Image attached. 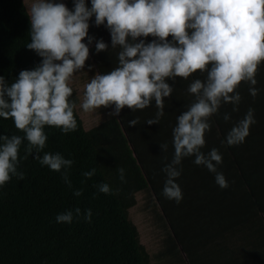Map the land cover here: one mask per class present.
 Returning <instances> with one entry per match:
<instances>
[{
    "label": "clouds",
    "instance_id": "obj_1",
    "mask_svg": "<svg viewBox=\"0 0 264 264\" xmlns=\"http://www.w3.org/2000/svg\"><path fill=\"white\" fill-rule=\"evenodd\" d=\"M27 15L30 42L25 47L42 59L33 69L20 70L11 82L0 75V118H11L23 133H0V187L13 176L24 178L18 171L24 141L26 154L59 172L71 187L69 170L74 161L60 152L43 151L48 138L44 129L54 126L69 133L77 127V105L70 99L69 82L84 69L90 45L97 53L109 49L103 38L89 35L93 17L96 26L104 25L110 33L111 48L119 51L115 67L96 72L84 84L80 108L88 112L110 107L108 115L119 117L125 106L135 112L154 103L157 111L145 123L159 124L165 98L173 92L169 81L188 79L199 70L203 79L193 77L186 89L194 99L177 115L172 129L174 153L162 169L166 177L162 192L169 200H182L176 178L181 175L183 158L190 156L194 164L215 174L219 187L228 186L225 175L217 170L222 154L216 148L207 153L201 149L211 129L210 117L222 104L231 103L233 111L238 110L241 95L235 89L242 81L257 84L256 72L264 62V0H90V6L88 0H72L71 9L64 0H31ZM149 35L152 40L146 39ZM248 91L255 97L259 89L249 87ZM223 119L230 120V113H224ZM127 123L136 126L139 117ZM254 123V109L249 108L222 143H243ZM160 148L167 152L168 144L161 143ZM117 170L123 181L125 169ZM95 171L92 168L82 175L90 178ZM82 191L73 189V195L79 197ZM97 191L107 194L110 186L99 183ZM81 215L90 222L92 209L83 213L79 207L67 209L55 221L71 224Z\"/></svg>",
    "mask_w": 264,
    "mask_h": 264
},
{
    "label": "trees",
    "instance_id": "obj_2",
    "mask_svg": "<svg viewBox=\"0 0 264 264\" xmlns=\"http://www.w3.org/2000/svg\"><path fill=\"white\" fill-rule=\"evenodd\" d=\"M64 2L71 9L72 0ZM88 2L90 6V0ZM27 10L24 0H0V75L9 82L20 70L33 69L42 59L25 47L26 42H30ZM94 19L89 22V35L103 38L109 49L97 53L94 44L90 45L88 61L95 66L94 70L103 73L116 66L119 49L111 48L110 33L104 25L96 26ZM146 39L153 37L149 35ZM263 75L264 62L256 72V85L242 81L235 89L241 95L238 110L233 111L231 103L222 104L219 112L210 117L211 129L205 133L206 143L201 151L219 150L222 163L217 170L225 175L228 186L219 187L214 173L193 163L194 156L185 157L180 166L181 175L176 178L183 197L179 203L163 195L166 177L162 169L174 153L172 129L176 117L194 99L186 90L188 84L193 77L203 79L199 70L188 79L177 77L169 81L173 92L165 98V112L159 124L145 123L157 111L153 103L135 112L125 106L119 117L109 116L111 108L102 107L104 121L87 129L77 108L80 98L73 88L70 99L77 105L74 109L77 127L72 132L62 133L57 127L46 126L44 131L48 138L43 149L60 152L74 161L69 170L72 185L69 187L59 172L42 166L32 155L26 154L27 141L21 144L19 155L24 158L18 171L24 173V178L13 176L0 187V264H153L151 253L141 242L139 226L129 214L137 205L138 193L145 194L146 214L156 216L153 225L163 228L162 232L170 227V232L162 233L167 243L162 241L161 257L168 249L176 254L175 225L185 214L199 215L207 209L215 189L234 198L243 193L256 194L259 189L258 178L262 176L259 170L264 166ZM249 87L259 89L255 97L249 93ZM249 108L254 109L255 123L250 126L245 141L234 146L222 143L230 128ZM226 112L231 115L227 121L223 119ZM135 117H139V123L129 126L127 121ZM0 133L23 136L11 118H0ZM161 143L168 144L167 152H162ZM118 167L125 169L123 181ZM92 168L96 169L92 177L82 175ZM99 183H108L109 193L98 192ZM73 189H83L82 194L74 196ZM75 207L82 213L92 209L91 221L84 220L83 215L74 218L71 224L55 221L58 213ZM196 222L201 224V221ZM168 262L166 258L161 264Z\"/></svg>",
    "mask_w": 264,
    "mask_h": 264
},
{
    "label": "crops",
    "instance_id": "obj_3",
    "mask_svg": "<svg viewBox=\"0 0 264 264\" xmlns=\"http://www.w3.org/2000/svg\"><path fill=\"white\" fill-rule=\"evenodd\" d=\"M86 62L88 66L90 61ZM97 70L90 72L95 75ZM259 171L262 176L258 178L256 194L243 193L234 198L215 189L207 209L199 215L188 213L180 218L175 225L177 240L173 241L176 254L165 250L162 261L167 258L170 262L166 264H264V166ZM146 216L153 225L156 216ZM162 220L167 221L164 215ZM170 231L168 225L163 234ZM164 242L166 245L165 236Z\"/></svg>",
    "mask_w": 264,
    "mask_h": 264
},
{
    "label": "rangeland",
    "instance_id": "obj_4",
    "mask_svg": "<svg viewBox=\"0 0 264 264\" xmlns=\"http://www.w3.org/2000/svg\"><path fill=\"white\" fill-rule=\"evenodd\" d=\"M26 7L30 6L31 0H24ZM91 70L87 67V62H85V67L82 71L75 73L71 79L70 86L74 88L77 92L80 101L83 99L84 84L87 83L93 76ZM80 101L78 104V110L84 119L85 126L87 129H91L99 123L103 122L105 115L101 112L103 108L95 109L93 111L85 112L80 108ZM137 205L130 209L129 214L132 221L136 222L139 226L141 242L147 247L153 258V264H161V247L163 241L162 230L158 227L152 225V223L147 220L146 212L144 210L145 194L138 193Z\"/></svg>",
    "mask_w": 264,
    "mask_h": 264
}]
</instances>
